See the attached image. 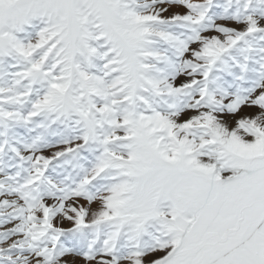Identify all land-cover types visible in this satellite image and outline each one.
Masks as SVG:
<instances>
[{"label":"snow or ice","instance_id":"snow-or-ice-1","mask_svg":"<svg viewBox=\"0 0 264 264\" xmlns=\"http://www.w3.org/2000/svg\"><path fill=\"white\" fill-rule=\"evenodd\" d=\"M0 264H264V0H0Z\"/></svg>","mask_w":264,"mask_h":264}]
</instances>
